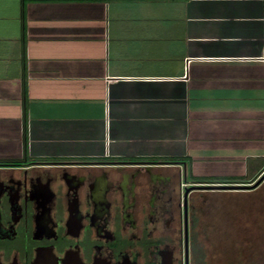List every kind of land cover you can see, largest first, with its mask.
Segmentation results:
<instances>
[{
    "label": "crops",
    "instance_id": "crops-1",
    "mask_svg": "<svg viewBox=\"0 0 264 264\" xmlns=\"http://www.w3.org/2000/svg\"><path fill=\"white\" fill-rule=\"evenodd\" d=\"M264 172V0H0V162Z\"/></svg>",
    "mask_w": 264,
    "mask_h": 264
},
{
    "label": "flooded vegetation",
    "instance_id": "flooded-vegetation-1",
    "mask_svg": "<svg viewBox=\"0 0 264 264\" xmlns=\"http://www.w3.org/2000/svg\"><path fill=\"white\" fill-rule=\"evenodd\" d=\"M109 163L0 162V264H197L198 193L246 188Z\"/></svg>",
    "mask_w": 264,
    "mask_h": 264
},
{
    "label": "rangeland",
    "instance_id": "rangeland-1",
    "mask_svg": "<svg viewBox=\"0 0 264 264\" xmlns=\"http://www.w3.org/2000/svg\"><path fill=\"white\" fill-rule=\"evenodd\" d=\"M235 190L198 193L203 264H264V182L255 189Z\"/></svg>",
    "mask_w": 264,
    "mask_h": 264
},
{
    "label": "trees",
    "instance_id": "trees-1",
    "mask_svg": "<svg viewBox=\"0 0 264 264\" xmlns=\"http://www.w3.org/2000/svg\"><path fill=\"white\" fill-rule=\"evenodd\" d=\"M222 183H228V182H222ZM244 184H248L251 182H243ZM196 254V262L197 264H203L204 260V254L203 251L201 250L200 244L198 243L197 251L195 252Z\"/></svg>",
    "mask_w": 264,
    "mask_h": 264
},
{
    "label": "water",
    "instance_id": "water-1",
    "mask_svg": "<svg viewBox=\"0 0 264 264\" xmlns=\"http://www.w3.org/2000/svg\"><path fill=\"white\" fill-rule=\"evenodd\" d=\"M263 179H264V174H263V176H262L259 180H257L253 185H248V186H246V188H248V187H252V188L257 187Z\"/></svg>",
    "mask_w": 264,
    "mask_h": 264
}]
</instances>
